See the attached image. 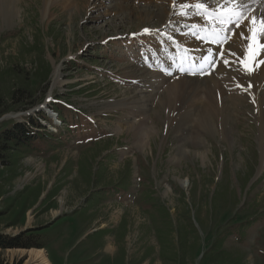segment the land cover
<instances>
[{"label": "rangeland", "instance_id": "1", "mask_svg": "<svg viewBox=\"0 0 264 264\" xmlns=\"http://www.w3.org/2000/svg\"><path fill=\"white\" fill-rule=\"evenodd\" d=\"M178 1L0 0V75L32 79L38 58L51 68L41 90L34 85L43 100L0 122L32 116L55 135L0 167V234L30 232L50 264H211L218 242L240 264H264V86L255 104L229 56L223 76L205 82L224 108L202 120L205 89L187 77L196 67L217 75L220 55L205 61L193 32L205 12L191 4L196 14H168ZM180 79L195 92L183 114L167 104ZM19 81L0 80L3 103ZM55 104L65 130L38 117ZM28 250L0 249V264H37Z\"/></svg>", "mask_w": 264, "mask_h": 264}, {"label": "bare ground", "instance_id": "2", "mask_svg": "<svg viewBox=\"0 0 264 264\" xmlns=\"http://www.w3.org/2000/svg\"><path fill=\"white\" fill-rule=\"evenodd\" d=\"M178 2L180 4H183V3L185 5L188 4L187 6L191 4H193V6L194 5L196 6L197 4H203L204 7L198 8V9H200L203 12L206 11L207 14L209 13L213 16L219 15L224 18H227L229 15L240 16L241 13L245 15L247 12H250L249 18L241 25V27H233V25L228 26L230 30L233 28L235 29L234 33L233 32H232L233 34L231 33L232 34L231 38L229 37L230 35H228L229 38L227 37V32L220 31L218 27L220 22L216 20H213V19L209 20L210 18L209 19L198 18V16H196L195 19L193 18L194 20H191L192 23L199 24L198 29H210L213 35L215 33V36H218V38L215 39L216 41L215 44L217 42L219 44L223 42L225 43L222 49V55H220L219 59L217 58L219 62L217 63L216 67L219 68L220 70L216 72L217 71L216 69L215 71L212 72V73L214 72L217 73V75H212L211 76L212 78H210L207 76L200 75L199 71L197 70V72L193 71L194 75L187 77V80L191 81L193 86L194 85L198 86V89L200 90L205 89L204 93L207 96L206 98L207 101L203 105V109H200L201 111L199 110L200 111L198 112L200 113L199 117L205 121L206 119H208V117H218L222 112V107L223 105H225V101L223 104V99L221 98L220 94H219L218 99H212V91H210V89L207 88L208 84L206 86L205 82H207L210 79L211 81L209 80V82H212V84H214L216 79H219L220 77L223 76V74L225 73L223 62H224V59H227L229 56H232L233 58L237 60V62H239L238 64H240V66L238 67V71L239 70L241 71L242 81L246 82V84L244 82L243 84L247 85L249 89L253 91L252 98L254 99V103L259 105V97H260L259 89L264 86V47H261V45H264V38H262L259 34L257 35L256 55L251 58L252 64L254 65L253 71L245 72L244 70H242L241 60L245 59L246 57H249V54H250L251 40L249 39V37L251 35L252 19L253 18L256 19L257 28H259L261 19H264V0H237L236 3L234 4L229 3L227 5H225L224 0H180ZM182 6L183 5H181L179 8L177 7L178 9H173L169 11L167 10V12L168 14L172 13L173 15H176L177 13H182L183 15H191L187 13L192 12L196 14L197 12V11H194V9L188 11L187 8L189 7H182ZM221 9L224 10L223 13L221 12ZM229 9H234L235 11L230 13L228 11ZM241 29H243V38L241 36ZM226 39H229V41H226ZM193 43L194 44L191 46V48H193L196 51H192V52L197 54L198 52L197 46H199L200 43L195 40H193ZM215 44L214 43L205 44L207 45L206 50L209 52V53H206V55L204 56L205 57L204 60L206 59L207 62L209 61V58L212 57L213 53H214V56L217 53V48H215ZM202 52H204V50H202ZM184 54H187V53L184 52ZM232 68H235L237 71L236 67L233 66ZM183 80L184 79H180L178 80V82L176 80V82L171 86V88H168V91H167V94L169 95L171 94V96H174L173 98L170 99V102L167 103L169 104L168 109H170V107L174 108L175 110H177L179 114L182 113V110L184 108V104L186 101H188L187 103L190 104L191 99L192 100L193 98L195 99V92H188L187 89L185 88L186 82H184ZM190 113L193 114L192 110L190 111ZM190 113H185L184 118L188 120ZM260 114L262 115V111ZM263 116H264V111H263ZM195 125L193 124V126ZM27 254L29 258L33 259L35 262H37V264H49L45 256V251L42 249H30L27 251Z\"/></svg>", "mask_w": 264, "mask_h": 264}, {"label": "trees", "instance_id": "3", "mask_svg": "<svg viewBox=\"0 0 264 264\" xmlns=\"http://www.w3.org/2000/svg\"><path fill=\"white\" fill-rule=\"evenodd\" d=\"M34 66L32 79L21 77L22 75L20 72L13 69L7 70L0 75V80H3V82L9 80L12 76L20 79L18 88L13 86L5 89V96L7 98L5 103H3L4 100L2 99V95H0V118L10 111L17 112L31 109L43 100L45 91H40L37 96L34 85H37L41 90V86L45 84L49 78L51 68L45 65L39 58L35 60ZM50 108L57 114V119L63 124L61 127L62 129H60L63 130L66 125V118L64 117V113L66 114V112L62 111L56 104L51 105ZM38 117L51 124V120L45 114L38 113ZM23 122L24 123H19L16 120L0 122V167L4 169H11L17 160L31 153L34 149V144L45 143L48 145L55 140V135L45 131L36 117L25 116L23 117ZM59 136H61L60 133ZM24 192L25 191L22 193ZM40 194L41 191L39 189L34 190L32 194L28 196L24 204L31 198L37 201ZM12 225L13 224H11V226ZM28 233L30 232L25 231L17 236L0 234V249H41L42 247L38 245V243L28 238ZM211 248L213 249L210 255L211 264H240L238 259L232 258L230 255L220 251L221 242L215 243Z\"/></svg>", "mask_w": 264, "mask_h": 264}, {"label": "snow or ice", "instance_id": "4", "mask_svg": "<svg viewBox=\"0 0 264 264\" xmlns=\"http://www.w3.org/2000/svg\"><path fill=\"white\" fill-rule=\"evenodd\" d=\"M237 0H224L225 5L229 3H236ZM182 7H187V5H183ZM197 8H203V4H197ZM230 13L234 12V9H229L228 10ZM221 12L223 13L224 10L221 9ZM243 19V13L237 18H233V16L229 15L226 20H221L219 24V29L220 31H230V28L228 26L232 25L233 23L235 24V27H241V20ZM252 29H251V35L249 39L251 40L250 44V54L249 57H246L245 59L241 60V67L245 72H251L253 71L254 65L252 64L251 58L256 55V42H257V35L259 34L262 38H264V19H261L259 28L256 27V19L253 18L252 21ZM149 29H145L144 32H149ZM135 35V34H133ZM241 36L243 38V29H241ZM261 47H264V45H261ZM217 54L222 55L220 52L219 47H217ZM234 55V54H233ZM224 63L227 65L229 61L225 60Z\"/></svg>", "mask_w": 264, "mask_h": 264}, {"label": "crops", "instance_id": "5", "mask_svg": "<svg viewBox=\"0 0 264 264\" xmlns=\"http://www.w3.org/2000/svg\"><path fill=\"white\" fill-rule=\"evenodd\" d=\"M45 251V250H44ZM45 256H46V258H47V254H46V251H45ZM47 260H48V258H47ZM48 262H49V260H48ZM49 264H50V262H49Z\"/></svg>", "mask_w": 264, "mask_h": 264}]
</instances>
